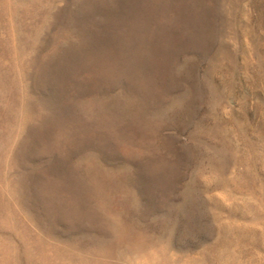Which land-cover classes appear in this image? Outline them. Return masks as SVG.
<instances>
[{
    "label": "rangeland",
    "instance_id": "374dc122",
    "mask_svg": "<svg viewBox=\"0 0 264 264\" xmlns=\"http://www.w3.org/2000/svg\"><path fill=\"white\" fill-rule=\"evenodd\" d=\"M0 264H264V0H0Z\"/></svg>",
    "mask_w": 264,
    "mask_h": 264
}]
</instances>
